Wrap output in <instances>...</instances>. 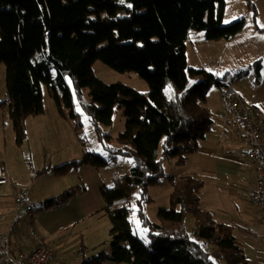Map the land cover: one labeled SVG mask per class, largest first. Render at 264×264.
Returning a JSON list of instances; mask_svg holds the SVG:
<instances>
[{"label":"trees","instance_id":"obj_1","mask_svg":"<svg viewBox=\"0 0 264 264\" xmlns=\"http://www.w3.org/2000/svg\"><path fill=\"white\" fill-rule=\"evenodd\" d=\"M245 3L257 24L255 4ZM224 9V0H0V62L6 67L5 99L0 105L6 108L15 142L21 144L26 136L25 117L43 113L42 86L50 89L59 114L66 110L75 127H81L69 78L107 158L86 152L53 171L62 174L80 164L99 168L118 155L132 159L129 173L100 188L102 210L110 222V252L83 258L80 264H215L198 241L208 250L214 247L216 261L249 264L231 224L215 221L197 203L203 181L167 174L161 167L166 158L184 163L212 125L203 101L213 84L219 89L225 84L220 77L187 65L186 38L189 30L198 29L207 40L237 35L245 18L224 23ZM96 60L119 72H136L148 90L104 83L94 74ZM196 75L200 80L188 88L189 78ZM83 89L89 99L83 97ZM114 107L123 108L126 118L116 147L102 130L111 124ZM163 179L172 183L169 206L157 210L156 222L140 211L148 239L143 243L132 233L128 209L113 204L133 199L135 192L142 197L147 186ZM75 192L72 186L32 204L31 211L59 207ZM188 213L193 216L190 236L184 225Z\"/></svg>","mask_w":264,"mask_h":264},{"label":"crops","instance_id":"obj_2","mask_svg":"<svg viewBox=\"0 0 264 264\" xmlns=\"http://www.w3.org/2000/svg\"><path fill=\"white\" fill-rule=\"evenodd\" d=\"M197 69L209 72L206 67ZM216 73L212 75L216 76ZM204 102L212 114L211 130L198 141L196 150L189 154V159L185 158L184 165L175 168L173 175L200 178L203 186L199 196L201 190L208 187L205 199L199 197L197 203L210 211L215 221L231 224L245 255V247H254L258 262L251 261V264H264V248L257 247L261 243L260 235L264 233L260 232L264 223L257 213L256 216L253 214L256 209L249 200L253 169L244 149L235 139L233 115L226 110L224 101L219 95H213V91H207ZM29 116L24 119L26 136L21 144H17L6 108L0 105V164L5 166L8 177L7 183L0 185V264L4 260L7 264H15L19 252H30L34 248L35 237L40 238L53 253L48 264H79L83 258L100 253L110 241V222L102 210L104 201L100 195V188L107 187V179L101 167L88 164L72 167L63 174L53 171L56 166L80 159L89 152L85 141L74 139L81 129L76 128L70 119L64 120L56 106L53 111L50 108L49 117L53 123L50 131L40 126L33 127L35 119L30 120ZM62 120L71 133L72 143L69 137L62 143L65 133L55 128L56 125L61 128ZM34 134L53 141L50 147L42 144L39 150L36 149L39 156L29 161L25 155L27 151L30 154V147L22 148ZM187 160L191 165L186 170L183 167ZM72 186L76 192L64 204L37 212L33 208L29 219L25 208L14 202L16 189H28L34 207L41 200ZM4 245L8 247L7 255L3 253Z\"/></svg>","mask_w":264,"mask_h":264},{"label":"rangeland","instance_id":"obj_3","mask_svg":"<svg viewBox=\"0 0 264 264\" xmlns=\"http://www.w3.org/2000/svg\"><path fill=\"white\" fill-rule=\"evenodd\" d=\"M224 2L225 9L223 12V22L229 23L240 17H244L245 24H243V29L238 32L237 35L231 37V39L229 40H207L204 39L203 31H199V29L189 30V35L186 38L185 52L187 65L193 68L206 67L211 73L217 72L216 76L221 78L223 84L232 86L236 90V92L241 94L249 104H253L264 109V30L259 29V27L264 28V0H252L256 7L255 12H257V24L253 22L251 13L249 12L250 10L246 6L245 0H224ZM93 70L94 74L99 77L104 83L111 84L120 82L132 87L139 92H146L148 90L146 81L139 77L138 74H136V72L134 71L119 72L110 68L101 60L94 61ZM51 73H54V71L52 70ZM5 74V64L3 62H0V100L5 99ZM200 78L197 75L190 77L187 85L188 88L191 87L193 83L200 80ZM68 84L71 87L70 90L73 107L79 113V121L81 123V130L74 139L77 141H85L87 150L89 152H93L101 155L104 158H107V152L104 150L102 142L97 137L91 120L80 105L79 99L77 98L76 92L72 86L71 79L69 78ZM208 91H213V95H219V98L223 100L221 97L220 89L215 84H213L208 89ZM83 93V97L85 99H89L88 90L83 89ZM50 94V89L46 86H42L44 113L38 114V116H29L30 120L35 119L33 122V127L40 126L42 127V129H46L47 131H50L53 128V123L51 122L52 119L49 117V115L50 108L53 111L55 104ZM64 113L65 114L61 116L64 117V120H67L68 116L66 115V110L64 111ZM210 115L212 116L211 113ZM36 119L42 120L38 122ZM125 121L126 118L123 114V108L114 107L112 112L111 124L102 126L103 132L109 135L111 138V146H118L117 137L119 133L124 130ZM60 126L61 128L56 125L55 128H58V130L60 129L63 134L65 133L62 143L67 142L68 137L70 138V143H72L71 133L63 120L60 122ZM209 127L210 129L206 132V134L211 130L212 126ZM29 131H32L31 127H29ZM29 139L30 140H28L22 148L27 149V146L30 147V154H28L27 151L25 155L27 156V159L29 161L33 160L34 157L37 158L39 156L36 149L39 150L42 144L50 147V144L53 141V139L51 138H39L35 134L32 136L30 135ZM186 157L187 159H189V154ZM18 162L20 164L19 160ZM188 162L189 160L186 161V165L183 167V169H190V166L188 165H191V162ZM161 163V167H163L164 172L169 174H175V168H180L182 167V165H184V163L178 165L176 163L175 157L166 158L162 160ZM131 166L132 159L128 156L118 155L113 160H107V164L101 167L102 174L108 182L106 184L107 187L116 184L123 174L129 173V169ZM207 187L205 188V190H201V194L199 196L201 199H205ZM171 189L172 183L169 180L164 179L159 184L147 186L142 197H140V194L138 192H135V197L131 200H116L114 202V207L124 206L126 209H128L127 216L131 225L132 233L143 243H147L148 239L146 236L147 229L141 224L140 211L143 213L146 219L152 222H156L157 210L159 208H167L169 206L168 203ZM146 197L149 198V201L141 202L142 199L138 201L139 198ZM256 213L258 212L255 210L253 214L256 216ZM184 225L188 236H190L193 228L192 214L188 213L184 216ZM262 231H264L263 225L260 228V232ZM29 235L31 236L30 232ZM260 237L261 243L257 247L264 248V233L261 234ZM198 242L199 244H201L202 248L210 253V259L215 264H227V262L223 259H219V261L215 260L211 253L213 252L212 250H214V247L210 246L208 247L210 250H208L207 246L202 241ZM110 243L111 241H109L107 245H105V249L102 248V251L109 253ZM244 252L246 253L245 257L249 264H251V261L258 262V255L256 254L254 247H245ZM98 254L99 253H94V255H92L97 256ZM3 264H7V261L4 260ZM103 264L116 263L112 261H104Z\"/></svg>","mask_w":264,"mask_h":264},{"label":"built area","instance_id":"obj_4","mask_svg":"<svg viewBox=\"0 0 264 264\" xmlns=\"http://www.w3.org/2000/svg\"><path fill=\"white\" fill-rule=\"evenodd\" d=\"M221 97L226 110L232 114L235 139L245 151V156L253 169L254 179L250 190V204L257 210L264 223V109L249 104L245 98L230 85H224ZM8 181L7 171L0 164V185ZM14 202L23 206L27 217L31 212L32 203L27 189H16ZM8 247L3 246V253L7 255ZM52 251L40 239L34 238V248L30 252H19L15 264H48L52 258Z\"/></svg>","mask_w":264,"mask_h":264}]
</instances>
